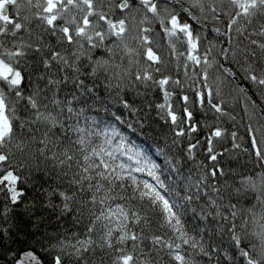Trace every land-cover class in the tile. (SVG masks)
Instances as JSON below:
<instances>
[{
	"label": "snow or ice",
	"instance_id": "snow-or-ice-1",
	"mask_svg": "<svg viewBox=\"0 0 264 264\" xmlns=\"http://www.w3.org/2000/svg\"><path fill=\"white\" fill-rule=\"evenodd\" d=\"M137 86L162 94L186 155L160 160L125 133L113 108L135 112L123 93ZM225 87L247 147L221 124L235 120ZM262 105L264 0H0V261L264 264ZM201 146L211 167L186 166ZM236 152L251 170L221 165Z\"/></svg>",
	"mask_w": 264,
	"mask_h": 264
},
{
	"label": "trees",
	"instance_id": "trees-1",
	"mask_svg": "<svg viewBox=\"0 0 264 264\" xmlns=\"http://www.w3.org/2000/svg\"><path fill=\"white\" fill-rule=\"evenodd\" d=\"M183 2V0H182ZM187 7V4H185ZM138 19V18H137ZM156 42L159 44L158 54L162 56L165 63L162 67L161 71L165 75H175V62L170 60L168 57L167 47L163 40L160 37H156ZM209 40H212L213 37L211 34L208 36ZM183 51V49H180ZM56 69H53L55 72ZM225 98L231 101V104H234L235 107H232L230 104V112L231 115L235 117V120H230L225 118L221 121L222 126L227 127L229 129L235 128L238 132V143H241V147H247V136L244 131V125L249 122L248 117L241 110L240 102L233 101L231 95L228 94V89L225 87ZM124 99H126L132 106L136 109L135 112H129L127 109H123L119 104L113 111H117L118 114L123 115V118L127 122H131L135 131L127 128L125 126L124 131L126 134L130 136V139L137 144L138 146L150 150V153L154 156H158L160 160H163V155H160L161 152H164L171 159L173 157L180 158L181 153L186 155L184 149L188 143V137L180 138L176 144L173 143L174 132L176 129L171 126L170 120L168 122L163 119L164 113L157 107V105L163 103L162 94H160L155 89H145L143 86H137L134 89H128L123 93ZM175 99V97L173 98ZM261 107H264L262 105ZM179 105L174 104V110H178ZM257 117L259 114L257 113ZM195 119H201L199 113L194 112ZM255 123V120H253ZM243 138V139H240ZM197 137L193 134L192 142H196ZM230 139H224L220 142V144L216 145V151H223L224 148H231ZM196 160L189 163L191 166L197 162L208 165L211 167V162L205 159L206 153L204 148L201 146L199 149L194 150ZM221 165L226 168H235L237 171H249L253 167L252 161L246 157H244L240 152H236L232 157L221 160ZM35 179L39 180V176L35 177ZM21 224V227H25L23 219L17 221ZM65 226H70L69 224H65ZM190 226V225H189ZM56 227V222L53 219L52 225L49 230H52ZM154 231L158 234H164L165 230L163 228H158L154 226ZM217 242H223L224 246L227 247V236L222 238L217 237ZM145 252H148V249L145 248ZM102 253L99 251L96 254V257L93 259L99 261ZM152 260V264H170L169 257L166 255V252L161 250L158 253H151L150 257ZM143 259V257H141ZM199 264H209L207 258L205 257H197ZM2 264V261H0ZM104 264H109V258L104 256ZM212 264H216V258H213ZM220 264H224L223 259H220Z\"/></svg>",
	"mask_w": 264,
	"mask_h": 264
}]
</instances>
